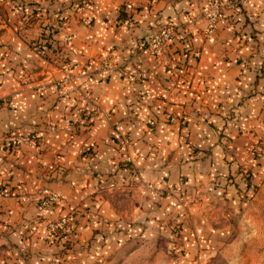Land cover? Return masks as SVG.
I'll use <instances>...</instances> for the list:
<instances>
[{"label": "crops", "instance_id": "crops-1", "mask_svg": "<svg viewBox=\"0 0 264 264\" xmlns=\"http://www.w3.org/2000/svg\"><path fill=\"white\" fill-rule=\"evenodd\" d=\"M12 1L0 0V264H55L57 247L43 239L36 204L45 188L61 198L54 215L76 203L96 210L94 222L75 223V253L62 264H109L128 237L150 234L148 220L134 224L133 211L123 216L112 205L120 196L113 192L136 196L148 217L155 210L162 232L181 206L162 193L198 194L213 179L211 188L227 191L232 204L234 192L251 187L242 171L251 165L249 140L264 125V0H221L208 34L204 0H92L68 12L63 56L84 74L86 98L56 83L61 63L30 46L39 27L24 26ZM192 15L199 18L189 23ZM164 22L178 28L156 57L142 43ZM107 54L113 66L103 70ZM27 134L36 137L12 143ZM198 227L214 228L184 233L196 236Z\"/></svg>", "mask_w": 264, "mask_h": 264}, {"label": "rangeland", "instance_id": "rangeland-1", "mask_svg": "<svg viewBox=\"0 0 264 264\" xmlns=\"http://www.w3.org/2000/svg\"><path fill=\"white\" fill-rule=\"evenodd\" d=\"M262 129L260 137L249 140V146L253 145L256 154L250 149L246 158L251 165H246L242 172L244 181L252 184L243 194L233 193L238 202L226 203L228 192L214 191L211 188L213 179L209 186L201 187L198 194L192 192L193 188L189 189L191 191L184 188L177 193L164 192L162 195L179 197L181 206L176 211H170L164 226L166 232L164 228L161 232L158 225H161L162 220L157 218L155 210H150L148 217L141 212L142 206L139 203L137 205L136 196L129 198L123 192H113L120 196L113 200L112 205L123 216H129L133 211L130 218L134 219V224L143 223L146 226L148 220L150 234L139 233L128 237L114 252V260L109 264H264V125ZM36 204L40 206L39 198H36ZM52 206H40L43 239L47 244L57 247L53 252L55 264H62L61 261L68 259V254L75 253V223L82 217L87 223L94 222L96 219L92 215L96 210L90 208L91 205L76 203L54 215L50 211ZM179 209L183 214L180 217L177 212ZM192 212L198 216L193 217ZM62 216L67 219L64 225L59 224ZM197 226L214 228L209 233L198 227L199 234L196 236L184 233Z\"/></svg>", "mask_w": 264, "mask_h": 264}, {"label": "built area", "instance_id": "built-area-1", "mask_svg": "<svg viewBox=\"0 0 264 264\" xmlns=\"http://www.w3.org/2000/svg\"><path fill=\"white\" fill-rule=\"evenodd\" d=\"M92 0H83V3L80 4L78 11L80 12L85 6L91 3ZM224 4L221 0H204V8L201 11V15L206 20V26L204 29V33H210L216 25V22L222 16V9ZM200 15V17H201ZM199 18V15H192L189 19V23L195 22ZM178 25L172 22H164L157 26L155 30H153L149 35L145 36L143 39V49L152 54L153 56L159 57L164 54L166 50V46L168 41L175 35L176 29ZM72 38L71 34H68L65 38L66 42H69ZM33 49L40 50V44L33 45ZM112 64V56L107 54L104 55L100 67L103 70L111 69ZM61 75L57 78L56 83L59 85L71 84L78 88L79 95L82 98L87 97V90L85 83L82 82L84 78V74L81 73H73L72 66L68 63H64L60 66ZM171 119H174L171 117ZM36 136L34 134L27 135H13L11 137V141L14 145H20L22 143H30L34 140ZM120 145L122 146L123 152V161L128 165V163L132 162L131 156L128 153V145L129 140L125 137L120 139ZM151 187L152 184H149ZM3 196L2 190H0V197ZM60 196L51 189L45 188L43 189L41 195L39 196L40 206H44L47 208L48 206H52L54 203L60 200ZM66 217L62 216L59 220V224H66Z\"/></svg>", "mask_w": 264, "mask_h": 264}, {"label": "trees", "instance_id": "trees-1", "mask_svg": "<svg viewBox=\"0 0 264 264\" xmlns=\"http://www.w3.org/2000/svg\"><path fill=\"white\" fill-rule=\"evenodd\" d=\"M81 3L83 0H13L12 8L20 9V20L24 26L37 23L39 27L35 36L30 38V46L33 48V45L40 44V50L35 51L62 65L65 63L62 48L66 36L70 34L68 12L78 10ZM121 13L126 14L125 11ZM252 146L251 151L255 155L256 150Z\"/></svg>", "mask_w": 264, "mask_h": 264}]
</instances>
